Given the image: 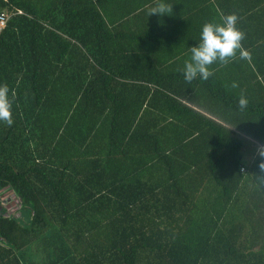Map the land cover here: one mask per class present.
Listing matches in <instances>:
<instances>
[{
    "label": "trees",
    "instance_id": "trees-1",
    "mask_svg": "<svg viewBox=\"0 0 264 264\" xmlns=\"http://www.w3.org/2000/svg\"><path fill=\"white\" fill-rule=\"evenodd\" d=\"M0 12L14 121H0V190L16 202L0 199V264H264V157L241 161V136L264 147V110L239 109L244 75L218 62L191 84L118 71L117 27L91 0H0ZM241 16L252 75L264 0Z\"/></svg>",
    "mask_w": 264,
    "mask_h": 264
},
{
    "label": "crops",
    "instance_id": "crops-1",
    "mask_svg": "<svg viewBox=\"0 0 264 264\" xmlns=\"http://www.w3.org/2000/svg\"><path fill=\"white\" fill-rule=\"evenodd\" d=\"M91 1L100 8L106 24L117 27V32L113 33L110 43L113 48L108 45V49L113 58L116 55L119 57L118 64L113 65L118 71L153 72L156 70L160 73L179 74H182L180 69L183 68L184 62L190 60L191 48L198 46L201 42V29L205 23L221 24L225 14L231 15L236 12L237 16L245 8L253 5V0H163L171 6L172 12L161 17L148 15L153 0ZM238 18L237 25H241L242 16ZM247 29L248 25L243 26L241 31L244 33ZM239 55L238 51L236 61L232 59L227 65L220 64L218 72H225L220 71L223 66L227 72L244 75L242 79L246 78L247 81L245 96L248 95V106L258 104L259 109L263 111L264 76L260 72H264V56H253L259 62V69L253 68L255 73L251 75L248 68L254 66L250 59L241 61L240 64ZM229 64L230 67H228ZM243 91L244 88L236 90V97H240ZM252 110L246 112V116L251 114ZM262 115L260 119L259 116H254L256 120L262 122L264 121L263 112ZM241 138L243 142L241 152L249 154L251 160L258 154V149L264 148L248 136L243 135Z\"/></svg>",
    "mask_w": 264,
    "mask_h": 264
},
{
    "label": "clouds",
    "instance_id": "clouds-1",
    "mask_svg": "<svg viewBox=\"0 0 264 264\" xmlns=\"http://www.w3.org/2000/svg\"><path fill=\"white\" fill-rule=\"evenodd\" d=\"M172 12L169 4L163 0H153V5L149 9L148 15L165 16ZM236 15H227L222 18L221 24L205 23L202 26L200 34V43L191 48L190 60L184 62L180 69L184 82L191 84L197 78L207 81L213 76L210 70L211 65L219 62L221 65H227L230 60L240 53L241 59L248 57V52L243 49L242 41L245 39L243 32L236 27L238 23ZM232 88H239L238 82H232ZM9 86L4 84L0 86V121L8 126L13 124V100L9 96ZM247 97L241 93L238 99V107L244 110L248 106ZM258 154L264 157V148L258 149ZM261 170H264V162L260 164Z\"/></svg>",
    "mask_w": 264,
    "mask_h": 264
},
{
    "label": "rangeland",
    "instance_id": "rangeland-1",
    "mask_svg": "<svg viewBox=\"0 0 264 264\" xmlns=\"http://www.w3.org/2000/svg\"><path fill=\"white\" fill-rule=\"evenodd\" d=\"M248 155L249 154L242 153V160H241L242 163H244L247 166L250 164V160H251V158ZM0 199L3 204H6L8 206L9 209H13L15 207V203H16L15 196L10 188L7 187L0 190ZM19 211L21 213V217H19L21 223L26 224L29 220L28 210L24 208H20Z\"/></svg>",
    "mask_w": 264,
    "mask_h": 264
},
{
    "label": "built area",
    "instance_id": "built-area-1",
    "mask_svg": "<svg viewBox=\"0 0 264 264\" xmlns=\"http://www.w3.org/2000/svg\"><path fill=\"white\" fill-rule=\"evenodd\" d=\"M8 19H9L8 14H6L4 12H0V31L5 27Z\"/></svg>",
    "mask_w": 264,
    "mask_h": 264
}]
</instances>
